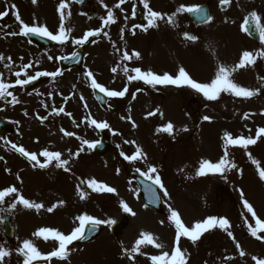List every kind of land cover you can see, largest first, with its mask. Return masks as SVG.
Masks as SVG:
<instances>
[{"label":"rangeland","instance_id":"1","mask_svg":"<svg viewBox=\"0 0 264 264\" xmlns=\"http://www.w3.org/2000/svg\"><path fill=\"white\" fill-rule=\"evenodd\" d=\"M27 1H0V12H3L7 5L11 7L14 4L16 8L13 11L18 10L21 19L26 24L32 26L33 18H35L38 25L46 26L49 31L55 34L60 24V16L57 12L60 0H38L36 5H33L31 0L28 3ZM109 1L112 0H103L108 8ZM203 1L210 3V10L214 15L210 24L196 27L191 23L188 14L183 13L178 14L175 18L178 30L174 37V28H170V24L166 20L158 21V28L161 32L160 38L166 39L170 48L175 45L173 40H178L179 45L176 46L181 51V64L185 65L182 67L190 76L195 77L198 82H210L219 65L234 66L239 62L243 51H252L240 32V21L239 26L236 21L240 20L242 14L248 10L251 12L257 10L264 21V10L257 9L259 5L264 4V0H251L249 3L248 0H231L226 10L219 8V0H148V3L154 11L171 15L180 5L197 6ZM92 3L91 9L84 7L82 10L80 5L72 0L69 8L63 10L66 16L65 26L71 28L72 31L68 34V40L64 44L56 43L51 48L37 49L23 36L8 35V33L19 31V22L16 19L13 25L7 23L0 28V55L5 57L4 60L0 61V78L5 72L8 57H11L12 61L11 70L20 71L23 64L31 63L33 67L27 69L26 72L28 75H35L37 71L47 70L46 63L49 56L52 57L51 61L56 62L59 57L71 52L76 47L84 48L86 51V57L83 59L79 70L55 78L50 76L39 77L38 79H41L40 84L35 89H28L31 91L24 90L28 92L17 88L18 92L22 93V96L17 98L19 103H9L11 97H7L5 100L0 98V107L4 111V116L14 124L16 129L4 139H0V157H2L0 168L3 169L1 173H5V176L9 177L8 180L4 181L8 186L17 187L26 199L44 205L39 211L25 209L20 205L15 210L9 211L7 198H5V203L0 205L3 207L0 209V220L4 214L9 215L14 231V238L8 240L2 235L0 226V246L10 252V255L5 258L4 264H22L23 257L17 254V249L25 239L32 240L42 254L55 250L58 247L57 241L51 238L46 241L43 238L33 236V233L41 227L59 230L67 235L79 225L76 220L79 215L87 214L101 220H119L122 212H124L120 207L121 200L136 213L133 216L131 213L124 212L128 217V225L122 235L117 237L111 235L107 228L109 225L104 224L105 229L94 241L86 244L73 242L72 245L68 246L69 258L67 260L51 258L48 260L49 264H98L95 261L96 255H98V260L105 262V264H125L123 260L128 258H121L120 251L122 250V253H124V249L130 251L142 231L151 232L155 237H158V242L163 245L162 249L150 245L143 246L141 249L143 254H133V258L141 260L139 264H151L150 256L160 255L164 251L171 253L170 240L175 235V227L168 219L169 207L178 210L184 224L190 227L196 221H202L204 218L215 216L217 212L222 211H224L225 218L232 219V212L234 211L232 206H236L237 200L241 214L245 213L244 216L248 219V214L241 203L240 191H243L245 199L253 205L257 216L264 220V182L259 180L257 166L251 162L247 155L250 153L251 157L259 162V166L264 168V136L257 140L261 142L260 145L256 144L258 149L250 150L251 145L246 149L239 146H229V155L231 160L236 163L237 169L227 171L223 175L213 173L203 177L195 175L201 160L208 159L215 163L223 155V140L221 138L225 132H228L227 130L231 131L229 133L234 138L239 136L256 138L257 129L264 127V115L260 114L264 112L262 88L260 93L252 98L241 99L236 97L240 100H246L248 103L242 101L241 105V102H238L236 110L231 109L230 111L227 108L223 111V107L213 108L214 106L209 105L211 101L205 100L201 94L196 93L197 98L205 100L210 108L192 106L187 114L181 112L180 115L177 108L180 102L173 95V90L176 87L159 85L160 88H170V92L166 94V99L157 98L153 95H147L150 98H146L141 94L142 97L136 98V101L132 103L129 99L132 97L125 96L123 99H126L125 103L127 104L120 107L122 111L118 114L114 113L115 100H109L104 106V110L108 111L107 114L99 112L97 110L99 107L93 103L91 96L90 80L84 77L85 71H90L93 78L108 90H121L128 80L122 69L111 64L110 43L118 46L123 43V40H120V35L113 38L111 24L101 30L100 37L90 38L86 46H77L72 42L74 39L82 38L84 32L100 28L102 18H106L107 9L101 6L100 0H93ZM130 3H134V1ZM134 5L146 14L140 0H136V3L132 5V11ZM69 12L71 13L70 16L68 15ZM95 12L97 13L96 19L93 18ZM80 13H85V15ZM116 23L120 26L119 22ZM121 28L128 30L131 35L133 31L135 34L142 35L147 42L152 41V47L155 49H153L154 57L149 56L143 62L144 67L141 68L143 71L151 70L157 74L171 71L173 73H168L175 74L173 69L158 68L156 65L158 61L164 59L162 52L164 50H161L158 38H155V29H148L147 36H144V31L133 28L132 24L127 25V28L122 25ZM104 32H107L108 35L104 36ZM185 32L195 35L197 37L195 42L201 45H191L193 42L184 38ZM125 37L128 36L125 35ZM93 39L96 41L95 43L91 42ZM141 43L134 44L133 49L141 51ZM146 64L152 66L149 67ZM109 65L117 67V72L112 79L122 82L121 87L112 84ZM127 67L130 68L129 61H127ZM56 69L57 66H52L47 71L52 72ZM248 69L250 77H247V70L244 68L233 73L232 79L242 87L260 88L257 68L253 69L252 66H248ZM9 74L10 72L3 74V82L9 83L11 78ZM20 78L26 77L22 74ZM143 85L144 83H139L137 86ZM16 93L15 90L13 95L15 96ZM65 97H69V99L65 100ZM144 101L148 104V109L142 107ZM136 102L139 105H136ZM120 104L121 101L118 102V105ZM161 104L162 108L160 109ZM61 107L71 116L64 113L56 115L52 111L53 108L58 110ZM157 108L163 113L162 116L159 113L154 116L147 115L149 111H155ZM191 110H196L198 113L193 115ZM224 112H228V116L223 114ZM245 113L254 115H250L248 119H243ZM110 115L111 118L105 120ZM205 115L211 118V122L202 120ZM122 116L125 119L122 120ZM129 116H131L132 122L136 124L135 128H133L132 122L128 120ZM37 117H47L48 123L46 125L41 124ZM88 118L95 119L98 123L107 122L109 128L105 131L113 138L108 151L97 157L89 155L90 151L87 145L81 144V140L94 142L99 138L97 128L96 130L90 128L92 125L88 123ZM73 120L76 122L75 124ZM81 121L84 122L81 123ZM194 121L197 126L192 129ZM168 122H172L174 125L172 135L157 131L158 128ZM85 126H89L88 130H85ZM62 128L74 133V135L71 137L64 136L61 132ZM184 128H187L188 131H183ZM125 140L135 141V145L125 144ZM12 144H16L18 147L22 146L30 153L39 154L45 149L57 151L62 154V159H70V155L76 153L81 147H83L82 152L84 153L80 152L79 156L70 159V164L66 166L70 168V171L65 172L62 168L55 167V161L43 169L39 166L34 167L35 162H30L21 156L11 147ZM136 146H139L146 154V162L137 160L130 163L121 157V151L127 155H132ZM162 152L166 153V159H163ZM38 158L44 162L43 157L38 156ZM245 161L247 163H243ZM149 164L157 168L156 174L160 175L162 183L169 193L168 197L164 196L165 209L162 214H155L143 207L136 193L137 186L131 181V173H138L137 168L141 171H147ZM6 168L10 171L6 172ZM19 168L22 169L20 181L16 179L17 175L12 176ZM117 169L120 170L119 174H117ZM91 178L115 188L116 192H93L86 185H81V190L86 193V199L81 200L77 194L76 186L80 180ZM17 182L19 184L16 185ZM219 185H223L224 188L231 191L234 198L233 202L228 196H225L222 202L215 200L218 204L214 205V200H211L209 192L217 193V186ZM2 189L0 187V190ZM13 199L14 194L9 196L10 203ZM218 199L221 201V198ZM61 200L65 202L62 206H58L52 213L47 211L48 207L58 204ZM253 222L250 221L249 224L255 227ZM232 228L235 230L233 235L236 242L241 245V249L246 255L240 257L233 242L230 244L234 251L230 250L231 246L227 245L226 238L220 242L214 238L212 247L217 244L220 245L218 250L217 247L215 250L213 249L214 255L207 264H255L252 259L253 256L264 258V242L260 241V245L256 246V239L250 235L247 226L244 228L247 233H243L244 230L240 232L231 225L230 230ZM225 234L227 235L226 232ZM258 235L264 237V232H260ZM225 256L232 257V259L225 260Z\"/></svg>","mask_w":264,"mask_h":264},{"label":"snow or ice","instance_id":"2","mask_svg":"<svg viewBox=\"0 0 264 264\" xmlns=\"http://www.w3.org/2000/svg\"><path fill=\"white\" fill-rule=\"evenodd\" d=\"M38 0H31V3L33 5H36ZM72 0H68V2H65V0H60L57 8V12L60 16V24L59 28L56 31L55 34L53 32L49 31L48 28L44 25H38L35 21V18H33L32 26H29L26 24L22 19L21 16L18 13V10L14 11L15 19L17 22H19V31L18 32H11L8 33V35L12 36H28L29 34L36 35L39 37H46L50 41L57 42L59 44H64L68 40V34L72 31L71 28L65 26V13L63 10L68 9L70 3ZM77 3H82L83 0H75ZM101 6L105 7L107 9V16L106 18H102V24L101 27L95 30H88L84 32L82 38L74 39L72 42L77 46H83L87 42H89L90 38L97 37L101 35V30L110 24L116 23V18L114 16V12L112 8H108L106 4L103 3V0H100ZM126 0H118V3H116L113 7L119 9L122 4H124ZM221 5H229L231 3V0H219ZM140 3L143 4L144 9L146 10L145 14V20L147 23L145 25L136 24L133 25V28L141 29L144 32H147L150 28H155L158 26V21H165L170 24L174 25L176 23V16L178 14L183 13H189L194 14L198 20H200L203 23H209L212 21L213 17L211 15H208L206 10H204L200 6H185L180 5L175 12H173L171 15L162 14L158 11H154L148 3V0H140ZM12 9H15L16 6L13 4L11 5ZM81 15H85V13H80ZM8 15L7 11L0 12V18L3 16ZM68 15L70 16L71 13L69 12ZM135 15V12L133 11V16ZM91 19V17H89ZM127 19V18H126ZM241 31L245 33H252L256 32L259 34V39L262 44H264V23H262V17L258 15L256 11H252L249 13L248 16L244 17V21L241 24ZM124 28L120 29V39L124 40ZM104 36H107L108 33L104 32ZM132 35H135V32H132ZM184 38L188 41L195 42L197 40V37L195 35H191L187 32L184 33ZM91 42L95 43L96 41L93 39ZM114 49H116L117 52H120L121 50L116 47L115 44L112 45ZM76 53H72V58H76ZM258 58H264V50L252 52V51H243L242 55L239 59V62L236 63L234 66H228L221 64L217 67V70L215 72V76L213 79L210 80V82H198L195 79H193L190 74L185 70L184 67H179L178 71L175 74H169L168 72H164L163 74H157L151 70L143 71L140 67H133L128 68L127 66H124L122 68V71L124 75L127 77V80L129 83L132 81H142L146 85L150 86H175V87H187L191 90H194L196 93L201 94L203 98L207 101H216L220 97L221 93H230L231 95L235 97H241V98H252L260 93V89L264 88V83L261 84L260 88L257 89H249L246 87H242L234 82L232 79V74L240 69H244L248 66H252L256 63V60ZM5 57L0 55V61L4 60ZM22 59V58H21ZM49 60L52 59L51 56L48 57ZM58 59H67V57H59ZM121 61H131L133 59L140 60L141 55L138 51L133 50L130 54L128 51H123L120 57ZM8 63L5 64L6 68H11L12 61L11 57L7 58ZM119 66V62H118ZM33 67L31 63L23 64L20 71L14 72V75L17 77L15 80V84L11 83H5L2 81V78H0V98L4 97H11V101L9 103L15 102L19 103L17 98L12 94V92L8 91V89L15 87L16 85H19L21 87L33 82L34 80L38 79L39 77H57L62 75L61 70L58 68L55 71L48 72V71H37L35 75H28L26 70ZM113 73L117 72V67H113L111 69ZM24 75L26 78L21 79V75ZM84 75L90 80V86L92 89H98L100 93H102L106 97L110 98H123L125 97L126 93H128V86L127 84L124 86L123 90L116 91V90H108L106 87L101 85L97 82L96 79L93 78V74L90 71H85ZM259 80L264 81V77H258ZM137 91H140V89H137ZM133 100L136 99V93H132ZM65 100H68L69 97H65ZM83 100V97H81ZM87 107V105H85ZM56 115H59L60 113H64L65 115L71 116L70 113L65 112L64 108L61 107L58 110L53 108L52 110ZM157 113H159L161 116L163 113L160 112V109L157 108L155 111H149L148 116H154ZM26 114V113H25ZM51 114V113H50ZM261 115H264V112L260 113ZM250 113H245L243 116V119H248ZM42 122L43 120L47 119V117H37ZM121 119H125V117H121ZM128 120L132 122L131 116L128 117ZM203 121L211 122V118L207 115L202 117ZM84 121H81L83 123ZM73 123L76 122L73 120ZM88 123L91 125H95L98 129H108L109 124L107 122H100L98 123L95 119L88 118ZM79 126L78 124L76 125ZM133 128L136 127V124L132 122ZM183 131H188L187 128L182 129ZM158 132L167 133L169 135H172L174 132V125L172 122L166 123L164 126L157 129ZM61 132H63V135L66 137H71L74 135V133L65 131L63 128L61 129ZM118 134V133H114ZM262 136H264V127H260L256 131V138H252L251 136L245 138L243 136L239 137H233L229 132H225L222 136L223 140V155L219 158L217 162H211L208 159H203L200 161L198 168L196 169L195 175L197 177H203L209 173L213 174H221L223 175L227 171H231L233 169H237L236 163H234L230 159L228 148L229 146H239L241 148H247L250 145H255L257 143V140L260 139ZM79 139V137H78ZM125 144H133L135 145V141H124ZM82 145H87L89 149H93L96 147V144L93 142H89L87 140H81ZM11 147L17 151L21 156L25 157L30 162H35V166H39V168L43 169L48 167L49 164H51L53 161H55V167L62 168L65 172H69L70 168L66 167L70 164V159L75 158L79 156L80 152H82L84 149L81 147L76 153L70 155V159H62V154L57 151H48V150H42L39 152V154L35 152H29L24 147H18L16 144H12ZM119 148V145H117ZM121 157L128 162H135L137 160H142L143 162L147 161V156L143 152V150L136 146L135 152L132 155H127L123 151L120 152ZM249 156V159L253 164L257 166V172L259 180L264 182V168H261L259 166V162L251 157L250 153H247ZM43 157L44 162H41V160L38 158ZM2 159V157H0ZM6 172L10 171L9 169H5ZM136 171L145 178V180H150L152 185L157 186L161 192H163V195L165 197L169 196V193L167 192L164 184L162 183L160 175L157 173V168L148 165L147 171H141L139 168L136 169ZM120 170L117 169V174H119ZM16 179L20 181L21 177L19 175L16 176ZM79 179V178H78ZM81 185H86L87 188L91 189L93 192H106V193H115L116 189L108 186L104 182H99L95 178H91L88 180H80V183L76 186L77 194L81 200L86 199V193L81 190ZM240 191V190H238ZM13 201L9 204L8 208L9 211L15 210L18 205L23 206L25 209H35L39 211L44 207L42 203H36L33 201H30L29 199H26L17 189L15 186H8L2 190H0V205L5 203V198L9 196H13ZM241 196V203L243 208L246 210L247 214H251L252 219L255 221V227H252L249 224V221L245 219L244 223L248 226L249 233L252 237H254L256 240L264 242V237L258 235L260 232H264V220H261L251 203L247 199H245L243 191H240ZM153 198L155 197V193L153 192ZM65 202L63 200L59 201L58 204H53L51 207L47 208V211L49 213H52L54 209H56L58 206H62ZM120 207L123 209L125 213H131L133 216L136 215L135 212L131 210V208L123 201H120ZM147 207V205H145ZM169 221L174 225L175 227V240L174 245L171 249V253L164 251L160 255H152L149 257L151 260V264H189V255L187 253V250L182 249L180 246L181 238H187L188 241H190L193 245H195L202 237V235L206 232H209L212 229L219 228L227 233V236L232 239L233 243L235 244V247L239 253L240 257H244L246 253L241 249V245L236 242V239L233 235V232L230 230L231 224L227 218H217L216 216H209L207 218H204L202 221H198L193 223L190 227L186 226L184 222L181 219L180 213L178 210H175L171 207H169ZM242 216L245 215V213L241 214ZM76 220L79 222V225L77 227H74L70 234H63L59 230H54L48 227H41L38 230H36L33 233L34 237L37 238H43L44 240H48L49 238L55 240L58 242V247L47 253L42 254L41 251L38 250V248L34 245V242L29 239L23 240L20 247L17 249V254L21 257H23L22 264H33L34 261L39 260H50L51 258H57L60 260H67L69 258V250L68 246L72 245L73 242L78 240H83L86 238L88 233H95L96 228L98 225L101 224H107L112 225L115 223L114 220L108 219V220H101L94 218L91 215L83 214L76 217ZM3 221L0 220V223ZM161 224H163V221H161ZM152 246L157 249H162L163 245L158 242V237H155L153 234L148 232H141L139 234V238L135 241L134 245L131 247L130 251L127 249H124V255L129 259H133V254H143L141 249L143 246ZM10 255V252L6 250L4 247L0 246V264H4L5 258ZM225 260H231L232 257L225 256ZM252 259L255 261V264H264V258H258L256 256H253Z\"/></svg>","mask_w":264,"mask_h":264},{"label":"flooded vegetation","instance_id":"3","mask_svg":"<svg viewBox=\"0 0 264 264\" xmlns=\"http://www.w3.org/2000/svg\"><path fill=\"white\" fill-rule=\"evenodd\" d=\"M132 1H134V3H132V5L136 3V0H132ZM116 3H118V0H113V6ZM132 5L130 6V8H124V9L121 8V7L119 9L113 7L114 16H116V22H119V24H120V26L117 23L111 24L112 25L113 38H115V37H117V36L120 35L119 28H121L122 25H124L125 28H127V25H131L132 24V26H133L134 25L133 21H135L136 24L143 25L136 18V12L137 11H140L141 12V10H139L134 5L133 11H135V15L133 16V13H129V12H132ZM257 9L258 10H262L261 5H259L257 7ZM82 10H84V9L82 8ZM7 23L13 25L12 18H10L5 24H7ZM12 28H13V26H12ZM124 30H125V32H124V40L129 41L133 45L134 44L141 43L142 41L144 42V43H141V46H142L141 56H142V59L144 61L149 56L154 57V51L152 49H150L149 42L145 41L143 39V36L142 35L135 34V36H132L128 32V30H126V29H124ZM125 35H129V36L126 38ZM98 37H100V35ZM124 40H123V42H124ZM113 44L114 43H110V46H109V53H110V58H111V64H113L114 66H117L118 68L122 69L124 66H127V61H121L120 57H121L122 52L123 51H128V49H127V47H126V45L124 43H122L121 46H118L117 44H115L116 47L121 50L120 52H117L116 49L113 48V46H112ZM255 45H256V50H258L259 47L262 45V43L260 42V39H259L258 42L255 43ZM128 52H129V54L131 53V51H128ZM167 55L171 56L170 55V52H168ZM176 55H178V54H175L174 56H176ZM118 62H119V66H118ZM165 62L166 63L164 64V62L161 63L160 61H158V64L160 66H162V67H171V68L175 69L176 68V65H177V63L179 61H176L174 59L173 60L170 59V60L165 61ZM9 72H10L9 77H11L9 79V83H11V84L14 85L15 84V80L17 79V77L14 75V72H16L15 69H12L11 70L10 68H5V72L2 73V77L1 78H3V74H8ZM61 72H62V74H68L69 72H73V70H66V71H62L61 70ZM125 85L126 84H124V86ZM121 86H122V82L119 83V86L118 87H121ZM17 88L18 89H21V86L16 85L15 87L10 88V90L8 89V91L12 92V94L14 93L15 90L17 91V93L15 95L16 98H17V96L20 93V92H18V89ZM144 91H146V92L149 91V92H151L152 94H154V95H156L158 97H161L163 99H166L165 98V97H167L166 94H168V92H170V88H166V90L165 89L160 90V89H158L156 87H153V86L148 85V88L147 87H144ZM191 91L192 90L189 89V88H188V92L186 90L176 89V88L173 90L174 98H178V101L181 103L182 112H184V114H187V112L190 111V108L192 106H194V104L196 103L195 96L191 93ZM6 98L7 97H4L3 100H5ZM229 98H230V96L229 95H226V100H228ZM123 101H125V99H123ZM0 110H2L1 107H0ZM191 112L194 113V114H196L195 113L196 112L195 110H191Z\"/></svg>","mask_w":264,"mask_h":264},{"label":"water","instance_id":"4","mask_svg":"<svg viewBox=\"0 0 264 264\" xmlns=\"http://www.w3.org/2000/svg\"><path fill=\"white\" fill-rule=\"evenodd\" d=\"M203 9H204V8H203ZM138 178H139V177H138ZM125 224H126V218L123 217L119 222L113 224V225L110 227V228H111V231H112L113 233L118 234V233L122 232V230H123L124 227H125ZM100 230H101V226L98 225L94 234H93V233H88L85 239H83V240H78L77 242H82V241H85V240H91L92 238H94V237L99 233ZM37 264H39V263H37ZM43 264H44V263H43Z\"/></svg>","mask_w":264,"mask_h":264}]
</instances>
